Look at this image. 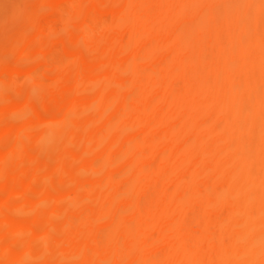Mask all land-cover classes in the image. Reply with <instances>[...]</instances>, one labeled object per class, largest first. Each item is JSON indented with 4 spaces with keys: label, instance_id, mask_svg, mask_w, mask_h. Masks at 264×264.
<instances>
[{
    "label": "bare ground",
    "instance_id": "bare-ground-1",
    "mask_svg": "<svg viewBox=\"0 0 264 264\" xmlns=\"http://www.w3.org/2000/svg\"><path fill=\"white\" fill-rule=\"evenodd\" d=\"M0 264H264V0H0Z\"/></svg>",
    "mask_w": 264,
    "mask_h": 264
}]
</instances>
